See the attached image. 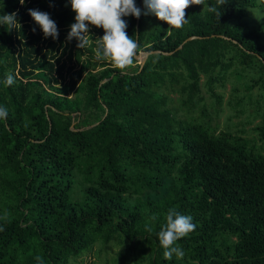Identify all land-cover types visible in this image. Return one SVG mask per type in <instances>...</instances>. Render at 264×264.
<instances>
[{"label": "trees", "instance_id": "16d2710c", "mask_svg": "<svg viewBox=\"0 0 264 264\" xmlns=\"http://www.w3.org/2000/svg\"><path fill=\"white\" fill-rule=\"evenodd\" d=\"M257 2L192 5L179 30L124 17L138 53L173 52L121 71L95 58V41L64 44L69 0H0L18 21L0 25V264H76L112 244L113 264H264V26L245 19ZM29 9L50 14L58 40ZM227 82V103L250 108L242 123L259 117L252 136L213 123ZM171 208L196 228L168 260L158 232Z\"/></svg>", "mask_w": 264, "mask_h": 264}, {"label": "clouds", "instance_id": "9594fccd", "mask_svg": "<svg viewBox=\"0 0 264 264\" xmlns=\"http://www.w3.org/2000/svg\"><path fill=\"white\" fill-rule=\"evenodd\" d=\"M25 0H20L23 4ZM71 9L75 12V22L71 25L67 39L71 41L76 38L78 48L88 45L89 25L103 28L104 35L96 39L94 49L97 60L110 61L112 66L121 71L127 70L134 64L138 55L139 45L134 36L127 33L128 22L124 19L127 16H134L137 19L142 14H154L160 21L166 22L169 28L181 29L189 21L186 18V9L192 5H203L202 12L218 14V7L225 4L226 0H216L215 4H209L208 0H143L148 10L142 13L137 6L136 0H69ZM29 15L41 28L45 38L51 37L54 40L59 38L56 22L50 14L39 9H29ZM17 15L5 13L0 15V25L15 27ZM35 31V28L33 29ZM4 83L11 86L15 83L12 73H6ZM8 116L7 108L0 106V120ZM166 223L161 226L158 232V240L164 249L165 259L171 260L173 255L178 259L183 258L184 251L177 244V241L189 235L196 228L193 218L171 208L165 216ZM38 264H43L42 257H35Z\"/></svg>", "mask_w": 264, "mask_h": 264}, {"label": "rangeland", "instance_id": "374dc122", "mask_svg": "<svg viewBox=\"0 0 264 264\" xmlns=\"http://www.w3.org/2000/svg\"><path fill=\"white\" fill-rule=\"evenodd\" d=\"M246 10L247 11H246L245 19L250 24H256V25L259 24V25L264 26V8L258 2L254 5L248 6ZM89 29H90V32L88 34L89 41H96L97 38L102 37L98 29L93 30L91 25H89ZM69 32L70 30H67L64 32L63 41L65 45L67 44L68 46L69 45L71 46V45H74L75 42H77V39L73 38L71 41H69L67 39ZM92 34H93V38L89 39V35H92ZM263 38H264V35H263ZM229 89H230L229 82L226 83L223 89L219 88V90H221L224 93V95H223V100L221 103V108L218 112H215L210 107L208 108V111L212 113L213 123L218 125L217 126L218 130H226L225 129L226 125H228L230 127L229 130L233 132H239L240 129L246 128L247 130L245 133H241V132L239 133L252 136L253 133L251 131V128L259 120V117H256L249 124L245 125V123H242L246 119V116L248 112L250 111V108L248 107L247 110L242 113L240 111L238 112L236 110L237 108H234L232 105H229L227 103V100L230 95ZM251 93L253 96H256L258 93L257 88L252 89ZM206 100H207L206 102H208L210 100V96L207 95ZM97 250H98V246L95 247L93 253L87 254V255L83 254V256L81 257L82 262L80 261V259H77L76 264H91V263L92 264H113L112 258L118 256L117 252L119 250V246L114 245V244L109 245L106 249L100 250L98 255L95 253Z\"/></svg>", "mask_w": 264, "mask_h": 264}, {"label": "water", "instance_id": "95a60500", "mask_svg": "<svg viewBox=\"0 0 264 264\" xmlns=\"http://www.w3.org/2000/svg\"><path fill=\"white\" fill-rule=\"evenodd\" d=\"M142 1H143V0H140V3H142ZM220 36H222V37H224V38H229L228 36H224V35H220ZM197 37H198V36H195V35H193V36H189V37H187V38L183 41V43L186 42V41H188V40H191V39H193V38H197ZM233 41L235 42V40H233ZM183 43H181L176 49L181 48L182 45H183ZM176 49H175V50H176ZM172 52H173V51L167 52V51H161V50L141 51V52L138 53V55H137V57H136V60L139 61V63H140L141 66H142V65L144 64V62H145L147 56H148L149 54H151V53H162V54H165V55H169V54H171Z\"/></svg>", "mask_w": 264, "mask_h": 264}]
</instances>
